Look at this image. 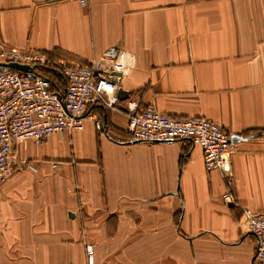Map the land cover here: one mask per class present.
<instances>
[{"label": "crops", "instance_id": "1", "mask_svg": "<svg viewBox=\"0 0 264 264\" xmlns=\"http://www.w3.org/2000/svg\"><path fill=\"white\" fill-rule=\"evenodd\" d=\"M2 48L86 65L116 48L121 103L243 140L231 182L191 141H133L119 105L92 108L105 131L86 120L23 142L0 184V264H87V246L94 264L254 263L243 209L264 214V0H0Z\"/></svg>", "mask_w": 264, "mask_h": 264}, {"label": "built area", "instance_id": "2", "mask_svg": "<svg viewBox=\"0 0 264 264\" xmlns=\"http://www.w3.org/2000/svg\"><path fill=\"white\" fill-rule=\"evenodd\" d=\"M79 1L82 6L87 4V0ZM118 53V49L109 48L86 65L35 50H0V64L28 66L34 76L32 79L27 73L0 67L1 185L15 173L12 156L23 142L42 144L55 134L83 131L86 120L92 121L99 131L107 130V126L102 129L105 122L92 111L98 104L108 108L119 105L128 114L127 135L133 141L147 144L191 141L201 148L208 172L219 171L232 181L231 156L235 150L231 133L208 118H174L155 106L140 111L136 101L121 103L118 98L120 77L115 75L122 71ZM56 78L63 80L64 88L58 85ZM21 167L19 171L23 169ZM230 191L228 189L222 199L233 205L237 199ZM243 212L256 240L253 264H264V214H255L248 209ZM87 257L90 264H94L92 246H87Z\"/></svg>", "mask_w": 264, "mask_h": 264}, {"label": "water", "instance_id": "3", "mask_svg": "<svg viewBox=\"0 0 264 264\" xmlns=\"http://www.w3.org/2000/svg\"><path fill=\"white\" fill-rule=\"evenodd\" d=\"M0 67L11 68V69H13L15 71H19V72H22V73H27L29 78H32V79L34 78V76L31 75L32 70L28 66H20V65H16V64H12V65H2V64H0ZM115 75L119 76L120 74L119 73H115ZM118 98H119L120 101H125L128 98V94L126 92L122 91V90H119ZM106 120L107 119L105 118V120H104L105 125L102 126V129H104L107 126V121ZM239 140H243V138H241L239 136H233L232 137V143L233 144H235Z\"/></svg>", "mask_w": 264, "mask_h": 264}, {"label": "rangeland", "instance_id": "4", "mask_svg": "<svg viewBox=\"0 0 264 264\" xmlns=\"http://www.w3.org/2000/svg\"><path fill=\"white\" fill-rule=\"evenodd\" d=\"M87 264H90L89 260H88V257H87Z\"/></svg>", "mask_w": 264, "mask_h": 264}]
</instances>
